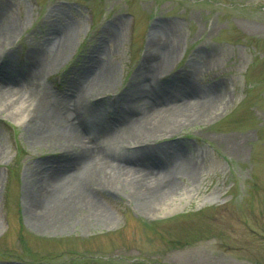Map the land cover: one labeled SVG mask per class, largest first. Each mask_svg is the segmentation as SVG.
<instances>
[{
  "label": "rangeland",
  "instance_id": "rangeland-1",
  "mask_svg": "<svg viewBox=\"0 0 264 264\" xmlns=\"http://www.w3.org/2000/svg\"><path fill=\"white\" fill-rule=\"evenodd\" d=\"M205 1L0 0V66L14 74L53 36L68 35L38 82L50 99L82 85L87 58L101 48L110 85L89 88L79 111L93 128H108L124 100L150 85L140 69L151 53L171 56L151 81L158 90L179 84L192 103L216 95L207 113L178 119L152 143L180 151L197 166L195 180L177 177L176 193L147 212L129 188L88 181L86 193L111 220L75 204L65 229L31 224L24 190L66 155L29 139L26 114L4 99L0 264H264V0Z\"/></svg>",
  "mask_w": 264,
  "mask_h": 264
},
{
  "label": "bare ground",
  "instance_id": "bare-ground-1",
  "mask_svg": "<svg viewBox=\"0 0 264 264\" xmlns=\"http://www.w3.org/2000/svg\"><path fill=\"white\" fill-rule=\"evenodd\" d=\"M67 43V34L53 36L44 47L33 52V66L22 74L10 71L8 62L0 66V103L12 99V104L19 105L28 118L29 139L61 147L66 155L64 164L59 162L57 169L47 166L42 169L38 182L44 189L37 188L36 181L26 186L28 220L41 229H65L75 204H81L91 218L111 220L86 193L88 181L115 191L125 186L132 191L142 210L154 211L163 200L176 193L177 177L188 176L195 180L198 168L181 156L180 151L172 153L153 146V141L176 130L178 119L198 118L207 113L216 95L197 94L192 103V91L179 84L158 90L151 81L168 67L171 56L164 52L162 58H158V52L151 53L140 69V76L150 85H143L137 94L124 100L108 128H93L86 114L79 111L89 88L106 89L110 85L109 70L101 62V48L87 58L85 80L82 85L70 88L71 93L50 99L38 83L46 62L56 63ZM125 140L135 148H122L120 144Z\"/></svg>",
  "mask_w": 264,
  "mask_h": 264
},
{
  "label": "trees",
  "instance_id": "trees-1",
  "mask_svg": "<svg viewBox=\"0 0 264 264\" xmlns=\"http://www.w3.org/2000/svg\"><path fill=\"white\" fill-rule=\"evenodd\" d=\"M205 2H206V3H210V0H206Z\"/></svg>",
  "mask_w": 264,
  "mask_h": 264
}]
</instances>
